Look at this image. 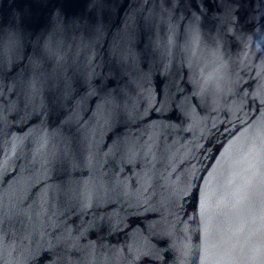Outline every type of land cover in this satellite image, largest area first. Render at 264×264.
Instances as JSON below:
<instances>
[{"label":"water","instance_id":"water-1","mask_svg":"<svg viewBox=\"0 0 264 264\" xmlns=\"http://www.w3.org/2000/svg\"><path fill=\"white\" fill-rule=\"evenodd\" d=\"M0 70V264H264V0H0Z\"/></svg>","mask_w":264,"mask_h":264},{"label":"snow or ice","instance_id":"snow-or-ice-1","mask_svg":"<svg viewBox=\"0 0 264 264\" xmlns=\"http://www.w3.org/2000/svg\"><path fill=\"white\" fill-rule=\"evenodd\" d=\"M131 54H128V59H131ZM2 71V70H0ZM107 79V77L103 73H97L95 67L91 69V71L88 74V86L91 89L90 94H95L97 89L101 90L102 92L106 90L108 85L104 82ZM66 95L71 96V90L70 87L66 90ZM68 160L67 157L63 156L62 154H52L51 156H48L45 158V163L50 164L53 167H65ZM8 221L5 218V215L2 211H0V239L3 238L5 234V227Z\"/></svg>","mask_w":264,"mask_h":264}]
</instances>
